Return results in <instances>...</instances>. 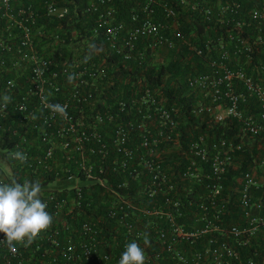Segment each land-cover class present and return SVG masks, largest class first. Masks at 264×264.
<instances>
[{"label": "built area", "instance_id": "obj_1", "mask_svg": "<svg viewBox=\"0 0 264 264\" xmlns=\"http://www.w3.org/2000/svg\"><path fill=\"white\" fill-rule=\"evenodd\" d=\"M108 1L87 6L93 45L37 21L66 4L0 0V181H39L54 217L16 251L0 234V264H118L133 241L146 264H264V0H139L131 26ZM187 10L218 34L188 41ZM176 38L206 65L185 78L190 122L144 71Z\"/></svg>", "mask_w": 264, "mask_h": 264}, {"label": "trees", "instance_id": "obj_2", "mask_svg": "<svg viewBox=\"0 0 264 264\" xmlns=\"http://www.w3.org/2000/svg\"><path fill=\"white\" fill-rule=\"evenodd\" d=\"M40 0H31L33 4H38ZM60 4H66L69 6L72 16L64 17L61 19L56 18H39V23H45L47 29L53 30L59 27L57 30L61 37L68 38L72 36L75 31V37L73 41L80 42L84 37L83 43H93V45L99 40L100 35L94 36L93 28L98 25L100 10H93V8H87L92 0H56ZM142 1V0H140ZM169 1V0H166ZM139 0H109L108 3L114 8V15L117 20H124L127 26H131L133 21L130 19V13L133 10H137L140 14H145L143 7L138 6ZM174 3V2H173ZM156 11V18L162 19L160 15L161 10L158 4L150 5ZM149 7V8H150ZM141 8V9H140ZM184 11L180 14V27L184 32V37L188 41L198 42L203 45L204 40L207 37H212L218 34L213 29L207 27L208 24L202 21L197 16ZM170 35V31L167 32ZM67 40V39H66ZM69 40V39H68ZM143 41V40H140ZM145 41V40H144ZM176 44L173 48L164 46L160 48V54L163 55V61L155 62L148 69H145V75L153 85H158L164 80V90L168 96V103L170 105H176L180 107L179 115L183 121L190 122L192 117L187 118L185 114L192 105V93H189L190 87L186 84V75L197 73L205 68L206 65L201 64V59L194 52L188 49V46L175 39ZM89 51L92 47H85ZM135 71L142 70V66L134 65ZM122 73H127L128 68L126 65H119ZM165 75H167L166 78ZM264 78V75H263ZM178 85H172V82H176ZM3 145H5L3 143ZM248 164V160L241 163V167H245Z\"/></svg>", "mask_w": 264, "mask_h": 264}, {"label": "clouds", "instance_id": "obj_3", "mask_svg": "<svg viewBox=\"0 0 264 264\" xmlns=\"http://www.w3.org/2000/svg\"><path fill=\"white\" fill-rule=\"evenodd\" d=\"M74 75L68 77L69 83ZM4 105L11 102V97H3ZM55 113L67 118L65 105L46 104ZM16 161L25 163L27 156L22 151L9 153ZM42 188L39 181L25 180L23 183L12 178L10 183L0 181V234H3L6 245L16 251V245L30 246L41 234L53 225L54 217L49 214L46 202L41 199ZM144 244L148 245L147 237ZM144 248L133 241L128 243L122 252L118 264H146Z\"/></svg>", "mask_w": 264, "mask_h": 264}, {"label": "crops", "instance_id": "obj_4", "mask_svg": "<svg viewBox=\"0 0 264 264\" xmlns=\"http://www.w3.org/2000/svg\"><path fill=\"white\" fill-rule=\"evenodd\" d=\"M0 152H1V150H0ZM0 161H3V159L1 158V153H0Z\"/></svg>", "mask_w": 264, "mask_h": 264}, {"label": "rangeland", "instance_id": "obj_5", "mask_svg": "<svg viewBox=\"0 0 264 264\" xmlns=\"http://www.w3.org/2000/svg\"><path fill=\"white\" fill-rule=\"evenodd\" d=\"M3 167H5V165Z\"/></svg>", "mask_w": 264, "mask_h": 264}]
</instances>
